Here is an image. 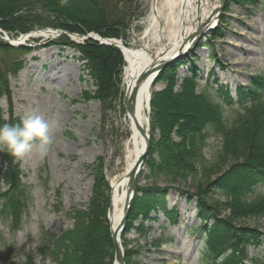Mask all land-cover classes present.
<instances>
[{"label": "rangeland", "instance_id": "1", "mask_svg": "<svg viewBox=\"0 0 264 264\" xmlns=\"http://www.w3.org/2000/svg\"><path fill=\"white\" fill-rule=\"evenodd\" d=\"M162 1L156 0V5L161 7L165 16L160 19V29L163 40H167L171 22ZM154 2H121L120 12L128 13L138 6V19L131 20L126 36L115 38L125 48L148 46L155 50L162 45L152 37L148 21ZM263 3V0H220L218 16L213 25L195 39L184 56L194 53L193 60L197 65V73L192 77L195 79L185 86L186 96L204 92L207 82L216 80L235 98L236 88L246 87L250 78L262 77ZM43 29L35 28L31 32L37 34ZM19 35L15 31L0 30V40L3 42H12ZM59 40L77 44L67 34H62L53 38L33 36L23 46L15 44L4 47L6 49L0 48V124L11 113L20 119L23 127L22 141L13 153L11 163L16 164L19 176L16 183L10 186L0 182V203L10 197L15 200L18 210L16 218L11 217L7 209L1 208L0 211V264H54L41 255L44 236L47 233L58 236L71 229L73 210H83L88 206L93 199L94 188H100V192L110 200L111 182L125 167L127 142L131 136L125 110L126 63L120 71L115 68L111 70L109 85L112 96L103 104L91 96L94 86L82 69L76 48L60 45L65 47L61 48L54 44ZM213 58L216 60L212 61ZM187 71V68H180L169 73L166 76L168 79L157 81L151 88V99L165 88L176 90L182 85L184 76L188 75ZM118 75L120 80L117 83ZM156 98L157 104H162V100ZM149 106L154 141L149 157L154 159L159 152L160 146L156 141L161 132L158 125L152 127L155 118L151 101ZM241 110V105L231 104L223 108V116L231 119ZM5 127L4 124L0 129ZM5 141V136L0 132V171L6 166L1 158V147L5 146ZM219 146V137H209L203 148L205 158L211 161ZM147 161L144 158L140 166L137 187L155 183L200 193L197 184L190 179L174 182L147 179ZM199 195L202 202L215 206L219 216L230 214L231 210L226 205L228 198L222 189L211 188ZM242 198L244 202L254 204L259 196L256 192ZM194 202H187L180 192L170 189L168 204L175 203L176 209H179L177 223L148 218L144 221L151 223L152 228L146 233L134 228L142 220L138 216L131 226H124L121 243L123 248L138 252L136 264H202V246L197 234L186 233L189 227L202 219L194 213L197 207ZM260 204L263 206L264 200ZM235 224L256 229L261 234L259 244L249 243L244 248L245 264H264V211L260 215L239 218Z\"/></svg>", "mask_w": 264, "mask_h": 264}, {"label": "trees", "instance_id": "2", "mask_svg": "<svg viewBox=\"0 0 264 264\" xmlns=\"http://www.w3.org/2000/svg\"><path fill=\"white\" fill-rule=\"evenodd\" d=\"M122 1L0 0V29L21 34L35 28L50 27L79 34L95 32L101 37L124 38L131 20L138 18V6L128 13L120 12ZM55 43L76 48L82 69L94 86L92 98L103 104L110 99L111 70L115 68L120 71L124 64L121 51L115 46L91 39L82 44L63 40ZM4 47L10 45L0 40V48ZM193 59L194 53H191L178 60L158 79H168L166 76L180 66L189 69V74L184 76L182 85L176 90L165 88L151 99L155 118L152 127L158 125L161 133L156 141L160 146L159 152L154 159L149 157L154 146L151 138L146 178L170 182L190 179L197 184L200 193L155 183L136 187L125 225L131 226L132 221L141 216L142 220L134 228L148 232L152 227L144 220L149 218L150 213L157 221L176 223L177 212L167 206L168 192L175 189L181 195L185 194L188 202L195 201V212L202 218L197 226L187 229L191 234H197L201 242L202 264H245L244 248L249 243L259 244L261 234L256 229L235 223L239 218L260 215L264 211V205L260 204L264 200V74L261 78H250L246 87L236 88L235 98L216 80L207 82L204 92L186 96L185 86L191 84L197 71ZM215 60L213 58L212 61ZM117 78L118 83L120 76ZM156 96L162 100V104H157ZM231 104L241 105L242 110L227 119L223 116L222 108ZM159 115H162L161 118L156 119ZM4 124L5 129H0L6 138L5 146L1 147V158L6 166L0 171V182L10 186L16 183L19 176L16 164L11 163L13 153L21 144L23 127L20 119L11 113L0 126ZM213 135L219 137L220 146L210 161L205 158L203 148L206 140ZM211 188L222 189L228 198L226 205L231 210L228 216H219L215 206L201 201L199 194ZM256 192L259 196L256 203L244 202L242 197ZM108 200L100 188H94V196L88 206L83 210H73L71 229L58 236L51 233L44 236L41 255L55 264H111L113 247L106 218ZM1 208L9 210L11 217H17L18 210L12 198L7 197L0 203V211ZM124 252L125 264H136L138 252L126 248Z\"/></svg>", "mask_w": 264, "mask_h": 264}, {"label": "bare ground", "instance_id": "3", "mask_svg": "<svg viewBox=\"0 0 264 264\" xmlns=\"http://www.w3.org/2000/svg\"><path fill=\"white\" fill-rule=\"evenodd\" d=\"M152 4L151 13L148 16L150 31L152 37L162 42L159 48L153 50L148 46H142L140 49L123 48L126 65L124 68V79L128 90L135 83L136 77L141 70L151 63L155 64L167 57L176 54L178 48L183 45L186 49L195 39L202 29L213 24L217 18L220 0H163V6L168 10V17L171 27L167 40H163L161 35L160 19H164L161 7L156 5V0ZM35 36L51 37L50 31L41 30ZM27 38H20L26 41ZM73 40L79 41L78 36H72ZM150 85L149 81L144 82L138 89L135 100L134 118H128L131 136L127 142L126 163L123 172L111 182V214L109 216L110 224L114 229L120 221L122 215V206L126 198V188L128 172L137 162L144 149L143 136L136 126L143 130L147 127V112L149 100ZM129 144V145H128Z\"/></svg>", "mask_w": 264, "mask_h": 264}, {"label": "water", "instance_id": "4", "mask_svg": "<svg viewBox=\"0 0 264 264\" xmlns=\"http://www.w3.org/2000/svg\"><path fill=\"white\" fill-rule=\"evenodd\" d=\"M58 33H63V31H59ZM93 38L96 41H99L101 44L111 45L114 40L109 38H99L92 37L90 34L86 35L84 38ZM115 46L120 48V43H114ZM121 49V48H120ZM183 47L179 48V50L173 56L167 58L166 60L160 61L158 64H151L142 69L135 80V83L131 87L130 90L126 91L125 95V109L130 118H134V103L136 93L139 87L146 81H149L150 84L154 83V81L159 77V74L168 66H171L181 55H183ZM139 130L140 134L143 136L145 145L144 149L141 153V156L138 158L137 162L128 172V180H127V188H126V198L124 200V204L122 207V215L117 226L112 229L110 228L111 233V241L114 249V264H124V252L121 246L119 236L123 229L127 213L129 210V206L131 204V200L135 191L136 183H137V174L138 170L142 164V161L149 150V133L145 132L142 128L136 126ZM108 213H111V205L108 207Z\"/></svg>", "mask_w": 264, "mask_h": 264}]
</instances>
